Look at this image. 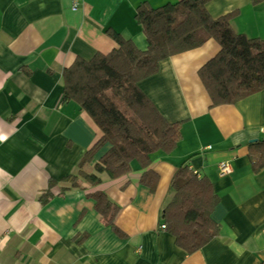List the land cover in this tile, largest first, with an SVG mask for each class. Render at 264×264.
Listing matches in <instances>:
<instances>
[{
    "label": "crops",
    "instance_id": "crops-1",
    "mask_svg": "<svg viewBox=\"0 0 264 264\" xmlns=\"http://www.w3.org/2000/svg\"><path fill=\"white\" fill-rule=\"evenodd\" d=\"M144 1L159 7L179 0H0V264L264 261V163L254 170L264 160V90L212 106L199 69L220 51L213 37L161 60L159 71L139 82L166 119L182 122L177 147L152 155L160 175L155 189L140 182L144 169L134 160L120 178L101 173L99 185L80 178L62 192L70 184L63 178L78 171L102 134L79 104L63 100L64 69L77 57L116 48L108 30L147 49L135 17ZM207 9L213 17L235 12V31L264 39V0H211ZM221 161L231 163L230 173L218 172ZM184 162L209 177L220 198L212 213L219 234L193 253L161 227L172 178ZM94 164L85 170L96 172ZM98 189L119 206L114 225L87 196Z\"/></svg>",
    "mask_w": 264,
    "mask_h": 264
},
{
    "label": "trees",
    "instance_id": "trees-1",
    "mask_svg": "<svg viewBox=\"0 0 264 264\" xmlns=\"http://www.w3.org/2000/svg\"><path fill=\"white\" fill-rule=\"evenodd\" d=\"M209 1L179 0L159 7L144 1L135 17L147 35V49L108 30L116 48L98 52L89 60L77 57L64 69L63 100L79 104L102 134L83 155L78 171L63 178L70 184L62 192L78 187L80 178L92 185L102 182L101 173L120 178L130 173L134 160L144 169L140 182L155 189L160 175L151 166L152 155L172 152L183 136L182 122L166 119L139 86L141 80L159 71L161 60L200 47L213 37L220 51L199 69L212 106L233 104L264 90V39L235 31L231 24L235 12L211 16ZM106 144L108 149L96 160ZM91 162H95L96 172L85 170ZM263 163L260 156L254 170L259 171ZM169 192L172 198L165 207L164 221L177 245L193 253L219 234L220 225L212 217L219 195L211 179L199 176L187 162L178 168ZM49 195L46 192L42 198ZM87 196L96 200L102 218L114 225L119 206L106 192L98 189Z\"/></svg>",
    "mask_w": 264,
    "mask_h": 264
},
{
    "label": "built area",
    "instance_id": "built-area-1",
    "mask_svg": "<svg viewBox=\"0 0 264 264\" xmlns=\"http://www.w3.org/2000/svg\"><path fill=\"white\" fill-rule=\"evenodd\" d=\"M73 9H77V3L74 4L73 6ZM264 131V129H263ZM232 171V166H231V163L229 161H221L219 164H218V172L221 174V175H225V174H228ZM162 228L166 229L167 228V224L166 223H163L161 225Z\"/></svg>",
    "mask_w": 264,
    "mask_h": 264
}]
</instances>
